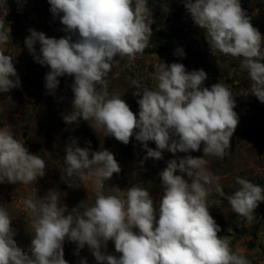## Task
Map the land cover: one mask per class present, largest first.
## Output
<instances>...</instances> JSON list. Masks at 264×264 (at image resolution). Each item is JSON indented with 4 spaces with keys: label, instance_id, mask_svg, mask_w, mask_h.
Returning <instances> with one entry per match:
<instances>
[{
    "label": "clouds",
    "instance_id": "clouds-1",
    "mask_svg": "<svg viewBox=\"0 0 264 264\" xmlns=\"http://www.w3.org/2000/svg\"><path fill=\"white\" fill-rule=\"evenodd\" d=\"M48 3L68 35L57 39L29 29L24 44L36 63L49 68L44 77L49 94H55L59 77L74 78L71 110L62 114L64 123L87 121L124 145L134 137L146 151L141 165L149 158L162 160L165 151L176 158L159 173L162 194L157 201L136 185L105 188V182L121 172L115 155L103 147L93 151L90 141L80 147L77 138L69 137L61 182L79 188L91 181L94 204L69 209L56 188L43 197L36 192L25 199L34 231L27 249L15 241L12 218L0 204V264H69L64 258L66 240L76 244V255L87 246L97 264H250L245 255L233 251L229 237L219 235L221 227L208 203L213 187L221 196L224 192L206 157L224 158L239 124L231 90L220 82L205 87L203 69L188 71L182 63L164 62L153 74L154 88L133 81L139 105L134 113L120 95L109 93L107 78L121 60L132 61L147 48L153 23L148 0ZM183 3L194 24L205 31L210 52L239 59L250 82L246 95L264 103V35L240 0ZM8 39L0 21V44ZM174 55L185 53L178 48ZM19 86L13 58L0 52V93ZM150 141L155 148L148 146ZM201 147L202 156L189 154ZM46 167L43 158L31 153L7 127H0V183H36L46 175ZM236 184L239 188L228 196V203L251 224L254 210L264 202V187L239 176ZM109 241L119 256L107 252ZM79 264H87V258Z\"/></svg>",
    "mask_w": 264,
    "mask_h": 264
},
{
    "label": "rangeland",
    "instance_id": "rangeland-1",
    "mask_svg": "<svg viewBox=\"0 0 264 264\" xmlns=\"http://www.w3.org/2000/svg\"><path fill=\"white\" fill-rule=\"evenodd\" d=\"M240 3L251 17L253 26L264 35V0H240ZM148 6L152 9L153 19L150 42L134 60L124 58L113 67L107 78L108 91L120 95L131 110L138 113V97L133 95V81L154 88L156 81L152 78L153 74L164 62L182 63L188 71L203 69L207 73L205 87L210 88L220 82L231 90L236 99L234 110L239 116V124L231 137L227 155L224 158L206 157L209 161L207 167L220 178L219 184L224 192L221 196L213 187L208 203L211 215L221 227L219 235L230 238L233 251L245 255L250 264H264V202H260L254 210L255 219L251 224L234 213L228 203V196L239 188L236 184L238 176L264 187V103L253 95H246L250 82L247 73L240 67L239 59L210 52L205 31L194 24L183 0H148ZM3 7L9 14L18 9H36L45 19L36 31L57 39L68 35L63 31L64 26L59 18L50 12L48 0H23L21 4L17 0H4ZM12 16H0L4 30L9 33L7 43L0 44V52L13 58L20 86L0 93V127H7L31 153L47 163L46 175L38 178L36 183H0V204H4L12 218L11 226L17 244L27 249L33 238L34 231L31 219L24 210V201L36 192L43 197L49 189H59L63 197L61 203L69 209L79 205L84 210L95 202L96 190L91 181L85 182L86 189L83 186L68 187L61 182L65 168L63 157L69 137L77 138L80 147L87 146L86 142L90 141L93 151L103 147L115 155L121 172L114 174L111 181H106L105 188L119 186L123 190L136 185L146 188L158 201L162 194L159 173L168 160L176 157L165 151L162 160L149 158L141 165L146 151L134 137L124 145L112 136H105L102 129L94 130L87 121L77 120L72 125H66L62 114L71 110V84L74 78L59 77L60 84L55 94H49L44 79L49 68L34 61L24 44L30 33L18 19L17 24L12 25ZM39 48L37 43V51ZM178 48L183 49L185 56L174 55ZM148 146L156 147L151 141ZM189 154L202 156V147L200 151ZM184 155L176 154L179 157ZM75 250V243L64 242V258L69 264H79L81 258H87V264H97L87 246L80 250L79 255L75 254ZM107 252L120 255L115 252L111 241L107 244Z\"/></svg>",
    "mask_w": 264,
    "mask_h": 264
},
{
    "label": "built area",
    "instance_id": "built-area-1",
    "mask_svg": "<svg viewBox=\"0 0 264 264\" xmlns=\"http://www.w3.org/2000/svg\"><path fill=\"white\" fill-rule=\"evenodd\" d=\"M4 0H0V16L13 14L10 23L17 24V19L29 31V29L37 30L39 25L44 22V17L36 9H18L15 12H8L4 7Z\"/></svg>",
    "mask_w": 264,
    "mask_h": 264
}]
</instances>
